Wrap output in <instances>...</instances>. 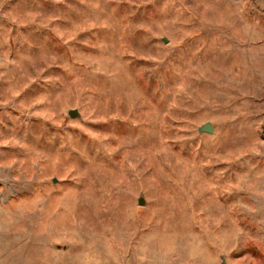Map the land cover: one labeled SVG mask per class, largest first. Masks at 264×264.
Segmentation results:
<instances>
[{
	"label": "rangeland",
	"instance_id": "rangeland-1",
	"mask_svg": "<svg viewBox=\"0 0 264 264\" xmlns=\"http://www.w3.org/2000/svg\"><path fill=\"white\" fill-rule=\"evenodd\" d=\"M0 253L264 264V0H0Z\"/></svg>",
	"mask_w": 264,
	"mask_h": 264
},
{
	"label": "water",
	"instance_id": "water-1",
	"mask_svg": "<svg viewBox=\"0 0 264 264\" xmlns=\"http://www.w3.org/2000/svg\"><path fill=\"white\" fill-rule=\"evenodd\" d=\"M165 41V40H164ZM68 114L69 116L73 117L75 115H77V111L76 109H69L68 110ZM198 132H207V133H212L213 131V127L210 124V122H205L203 124H201L198 128H197ZM138 204H143V199L142 197H139L138 199Z\"/></svg>",
	"mask_w": 264,
	"mask_h": 264
},
{
	"label": "crops",
	"instance_id": "crops-1",
	"mask_svg": "<svg viewBox=\"0 0 264 264\" xmlns=\"http://www.w3.org/2000/svg\"><path fill=\"white\" fill-rule=\"evenodd\" d=\"M0 264H6L4 257L0 253Z\"/></svg>",
	"mask_w": 264,
	"mask_h": 264
}]
</instances>
